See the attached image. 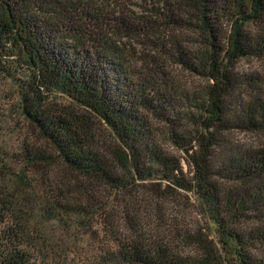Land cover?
Segmentation results:
<instances>
[{
	"label": "trees",
	"instance_id": "16d2710c",
	"mask_svg": "<svg viewBox=\"0 0 264 264\" xmlns=\"http://www.w3.org/2000/svg\"><path fill=\"white\" fill-rule=\"evenodd\" d=\"M194 1L205 51L170 56L212 83L190 106L195 115L187 131L166 73L133 71L110 41L109 35L154 33L161 27L156 22L131 25L118 9L99 11L86 0H0V73L21 92L24 119L49 147L22 150V163L34 169L57 163L75 176L63 185L70 191L42 192L22 169L12 171L0 158V264H79L53 234L81 239L102 217L108 244L92 264H231L229 249L232 264H264V252L252 253L264 248V149L236 147L225 137L264 133V85L231 72L241 59H264V0ZM165 18L168 26L179 25L171 15ZM248 24L257 32L244 33ZM224 26L230 27L226 37ZM240 84L252 85L258 95L232 106L227 98ZM52 95L74 108L50 106ZM147 112L166 122L168 142L187 156L190 179L180 160L157 144ZM86 114L101 122L106 136ZM10 174L11 187L5 180ZM141 185L152 191L148 204L146 194L134 191ZM164 190L193 196L214 228L215 244L159 221L150 225L160 216L156 199ZM73 192L81 196L75 202L67 196ZM241 223L255 226L240 229ZM183 246H196L201 256L190 261Z\"/></svg>",
	"mask_w": 264,
	"mask_h": 264
},
{
	"label": "rangeland",
	"instance_id": "374dc122",
	"mask_svg": "<svg viewBox=\"0 0 264 264\" xmlns=\"http://www.w3.org/2000/svg\"><path fill=\"white\" fill-rule=\"evenodd\" d=\"M89 5H92L99 11L118 13L117 9L121 11L124 20L129 24L135 23L156 22L158 27L156 32L151 34H134L131 36H112L109 35L110 41L116 47L122 49L131 64L133 71L145 72L147 67L159 68L166 73L171 89L174 92L177 100V105L183 108L179 117L181 118L179 124L185 127V130L190 131L193 123L190 115H195L194 110L190 109L197 103V100L204 98L211 81L201 76L192 75L184 70V68L173 59L172 55L177 50L185 52L189 55L200 56L205 51V38L198 29V12L193 0H86ZM105 9V10H104ZM161 14L171 15L179 22V25L173 22V26H168V19ZM173 14V16H172ZM156 15V17H154ZM158 17V18H157ZM141 19L140 21H138ZM153 25V24H152ZM244 33L254 34L257 32V27L252 24L243 27ZM225 37L230 32L229 26H224ZM224 46L227 44L225 41ZM164 53H167L165 56ZM169 53V54H168ZM231 72L235 74L240 80H244L245 76L253 77L261 81L264 85V59L245 58L234 62L231 67ZM253 85V83H252ZM251 85V86H252ZM241 85L234 89L227 98L232 106L238 105L241 102L250 100V98L258 95L252 90V87ZM257 88V87H255ZM21 92L0 73V158L4 161H9V166L12 171L22 169L26 177L30 180H35L36 188L42 192L47 191H70L74 188H66L63 185H70L75 180V176L60 164H53L43 168H28L22 163V150L39 148L42 151H48L47 144L35 133L32 127L24 119L21 108ZM50 106L56 108L70 109L73 105L66 101L62 96L52 95L48 99ZM70 103V104H69ZM192 108V107H191ZM197 115V114H196ZM91 119L92 123H98V131L101 135L106 136V132L97 119ZM144 119L149 123L152 133L157 140L159 147L166 153L172 154L175 158L180 160L182 174L186 179L192 176V168L187 164V156L182 149H177L168 142V127L165 125L160 117L152 113H144ZM229 138L231 144L236 147H242L248 150L258 151L264 149V133H251L234 131L225 135ZM8 185H13V176L10 174L5 178ZM10 180V182H9ZM162 188L164 187L161 185ZM73 187V183H72ZM134 191L141 197H144L146 204L149 203L151 189L146 186H137ZM151 192V193H149ZM162 194V193H160ZM71 202L80 199V195L73 192L67 195ZM161 198V199H160ZM157 200V206L160 210V216H153L152 220H148L150 225H154L159 221L163 226L173 227L174 231L183 233L185 230L194 235L195 239L204 241L207 245L215 244L214 228L205 216L199 212L196 201L191 194H185L178 190H164V193ZM82 201V202H81ZM80 204H85L82 199ZM119 211V209H118ZM109 213H112L109 211ZM161 218V220H160ZM252 220V218H251ZM251 223V221L247 222ZM253 223V221H252ZM120 224L118 221L110 228L117 232L116 226ZM241 223L238 228H250ZM48 230L52 234L54 229L47 225ZM105 226L103 217L96 219L91 231L81 239L73 238L71 242L67 239L64 233L54 232V238L57 243L66 245L64 248L70 253L71 259L79 264H92L91 259L97 252L107 247L108 236L104 234ZM97 235V237H96ZM209 249V246H207ZM206 248V247H205ZM231 248V247H230ZM181 251L184 256L190 261L201 256V251L196 246H183ZM206 251H208L206 249ZM210 251V250H209ZM225 254L226 259L232 264L235 259L233 249L228 250ZM264 252V248H256L252 253L257 254ZM213 254V253H210ZM258 255V254H257Z\"/></svg>",
	"mask_w": 264,
	"mask_h": 264
}]
</instances>
